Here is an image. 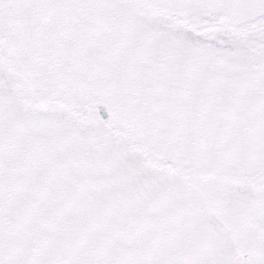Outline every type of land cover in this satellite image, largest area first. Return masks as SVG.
I'll use <instances>...</instances> for the list:
<instances>
[{
  "label": "snow or ice",
  "instance_id": "6c2138e0",
  "mask_svg": "<svg viewBox=\"0 0 264 264\" xmlns=\"http://www.w3.org/2000/svg\"><path fill=\"white\" fill-rule=\"evenodd\" d=\"M0 264H264V0H0Z\"/></svg>",
  "mask_w": 264,
  "mask_h": 264
}]
</instances>
